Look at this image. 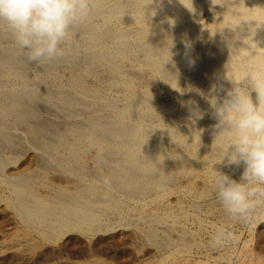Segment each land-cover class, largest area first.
<instances>
[{
	"label": "bare ground",
	"instance_id": "bare-ground-1",
	"mask_svg": "<svg viewBox=\"0 0 264 264\" xmlns=\"http://www.w3.org/2000/svg\"><path fill=\"white\" fill-rule=\"evenodd\" d=\"M62 47L55 60L29 62L0 26V209L14 224L0 264H39L37 251L80 250L117 229L122 252L149 245L156 264H209L208 253L196 257L200 233L172 231L190 220L203 227L198 204L183 198L199 177L205 185L193 191L209 216L231 223L213 171L239 181L244 166L218 163L229 141H214L209 100L264 74V0H93ZM61 255L40 264H101Z\"/></svg>",
	"mask_w": 264,
	"mask_h": 264
},
{
	"label": "clouds",
	"instance_id": "clouds-1",
	"mask_svg": "<svg viewBox=\"0 0 264 264\" xmlns=\"http://www.w3.org/2000/svg\"><path fill=\"white\" fill-rule=\"evenodd\" d=\"M92 12L93 0H0V26L12 33L29 62L42 63L64 54L62 45L71 30L87 22ZM246 79L247 87L234 84L222 102L209 100L218 121L214 141L221 137L229 141L218 163L226 158L228 165L244 166L239 181L213 171V194L233 222L248 221L264 205V74L253 70ZM194 115L202 118L199 112ZM234 240L228 227L221 225L209 246L222 248Z\"/></svg>",
	"mask_w": 264,
	"mask_h": 264
},
{
	"label": "rangeland",
	"instance_id": "rangeland-1",
	"mask_svg": "<svg viewBox=\"0 0 264 264\" xmlns=\"http://www.w3.org/2000/svg\"><path fill=\"white\" fill-rule=\"evenodd\" d=\"M64 70L65 67H63ZM62 70V68L60 69V73H62V75L64 77H68L70 74H71V71H64ZM67 72V74H66ZM90 79H92L91 77H88L85 76V81L86 83H88L89 85L93 84L90 82ZM93 80V79H92ZM89 81V82H88ZM94 82V80L92 81ZM165 98V97H164ZM165 102H169L171 101V99H168V98H165L163 99ZM173 101V100H172ZM163 119H166L163 118ZM203 177H199L197 178L195 181H194V191L196 190H201L203 187H204V183L206 182L205 179H202ZM205 178V177H204ZM185 178H180V183L183 184L185 183ZM203 180H205L203 182ZM183 182V183H182ZM195 182H196V185H195ZM203 182V183H202ZM196 186V187H195ZM198 187L200 189H198ZM196 189V190H195ZM190 191L191 193L184 196V202H186V207L189 208V206H192L190 204H193L195 202L196 204V207H197V204H198V209L201 211V212H198L197 210L193 211L194 215H198L200 214V217H202V221H203V227L201 228L200 226H198V228H200V230H197V225H194L192 222L193 221H189V222H185V223H181L179 224L178 226H176L175 228L176 229H173L175 232L177 231L178 229V232L179 234L181 233V231L184 229H189L190 233L193 232V234H197L200 235L199 237L201 239H199V237H197L199 240H203L201 241L202 244H203V247L205 249H203V251L201 250L200 252L205 254V253H208V255H211V257H215L216 259L213 260V257L211 258V260H209V264H240L247 256L248 257H255V258H263L264 257V205H260L258 206L255 211L252 213L251 215V218L247 221H241V222H233L231 221V223L229 222H224V221H220V218L215 215L213 216L212 214L209 216V213L206 211L207 209V206H206V200L204 197L200 196L199 194H196L194 193V191ZM193 192V193H192ZM186 197V199H185ZM192 197V198H191ZM177 198V197H176ZM175 198V199H176ZM204 198V199H203ZM175 199H172L173 201H175ZM214 199H216L214 197ZM194 201V202H193ZM193 202V203H192ZM209 202V201H208ZM218 202V201H217ZM190 203V204H188ZM200 204V205H199ZM140 205V204H139ZM203 208H202V207ZM221 207V206H220ZM0 208L4 209V206L0 204ZM262 208V209H261ZM0 209V243L2 242V239H1V236H9L11 233V231L13 232V228H14V224L12 222H8V220H12L11 219V215L9 213H7L5 210H1ZM206 209V210H205ZM204 210V211H203ZM203 211V212H202ZM207 214H206V213ZM255 212H258L255 213ZM4 213V214H3ZM261 213V214H260ZM254 214V215H253ZM9 215V216H8ZM202 215V216H201ZM7 216H8V219H7ZM259 217V218H258ZM5 219V220H4ZM7 220V221H6ZM2 223V224H1ZM224 223V224H223ZM248 223V224H247ZM4 224V225H3ZM185 224V225H183ZM196 224V223H195ZM212 224V225H211ZM221 225H226L228 227V230L231 231L234 236H235V240L230 242L227 246L225 247H222V248H212V247H209V241H210V238H211V235L214 234L215 230L217 227L221 226ZM8 226V228H7ZM12 226V227H11ZM183 228H182V227ZM187 226V227H185ZM11 227V229H10ZM179 227H181L179 230ZM4 228V229H3ZM197 228V229H196ZM212 228V229H211ZM10 229V230H9ZM195 229V231H193ZM3 230V231H2ZM118 230V231H117ZM116 232H113L109 235H105L103 236L102 240H94L92 241L89 245H83L82 248L83 251L81 248L80 250L78 248H71L69 250L68 249H65L62 247V245H58L53 249L49 250V254L47 255V252H40V251H37L33 258L34 260L36 261V263H44L46 261H51V262H56V259L54 258H57L59 257V255L63 256V257H67V258H70V259H75V258H85L84 260H90L91 261H98L100 262L101 264H156V260L160 257L158 254H155L154 252V249L149 246V245H144V247L142 248L143 250H140L138 249L137 247L133 246V245H130L128 246L127 248V251L126 252H122V247L125 245L123 244L124 242L127 241V239H125L123 236L120 235V233H122L123 231L121 229H117ZM192 230V231H191ZM197 230V231H196ZM239 230V231H238ZM6 231V232H5ZM172 231V234L173 236L177 237L179 234H177L178 232H174ZM199 231V232H198ZM214 231V232H213ZM195 232V233H194ZM5 233V234H4ZM10 233V234H9ZM200 233V234H199ZM207 233V234H206ZM251 233V234H250ZM176 234V235H174ZM207 235V236H206ZM203 238V239H202ZM124 239V240H123ZM97 241V242H96ZM249 242V243H248ZM93 244V247L90 245ZM263 243V245H262ZM110 244V245H108ZM205 245V246H204ZM207 245V246H206ZM84 246H89V247H84ZM133 246V247H132ZM262 246V247H261ZM62 248V249H61ZM89 248V249H88ZM134 248V249H133ZM209 248V249H207ZM229 248V249H228ZM240 248V249H239ZM261 248V249H259ZM60 249V250H59ZM87 249V250H86ZM96 249V250H95ZM239 249V250H238ZM91 252H90V251ZM93 250V251H92ZM137 250V252H136ZM153 250V251H152ZM207 252H206V251ZM214 250V251H213ZM216 250V251H215ZM261 250V251H260ZM70 253H67L69 252ZM87 251V252H86ZM135 251V252H134ZM146 251L147 253L151 254L153 252V254L151 255H148L146 254ZM210 251V252H209ZM239 251V252H238ZM257 251V252H255ZM51 252V253H50ZM61 252V254H60ZM82 252V253H81ZM85 252V253H84ZM130 254H129V253ZM199 252V251H198ZM55 253V254H53ZM59 253V254H58ZM99 253V254H98ZM103 253V254H102ZM135 253V254H134ZM226 253V254H225ZM50 254H52L50 256ZM58 254V255H57ZM67 254V256H66ZM203 254H198L196 255L197 258H199L200 256H202V258H206L207 254H205V256ZM38 255V257H37ZM42 255V256H41ZM44 255V256H43ZM105 255V256H104ZM110 255V256H109ZM128 255H129V258H128ZM148 255V256H147ZM54 256V257H53ZM75 258H73V257ZM93 258H91V257ZM123 256V257H122ZM135 256V257H134ZM158 256V257H157ZM37 257V258H36ZM98 257V258H97ZM108 257V258H107ZM119 257V258H118ZM122 257V258H120ZM142 257V258H141ZM151 257V258H150ZM42 258V259H41ZM113 258V259H112ZM128 260H126V259ZM140 258V259H138ZM144 258V259H143ZM147 258V259H146ZM154 258H156V260H154ZM230 258V259H229ZM53 259V260H51ZM137 259V261L135 260ZM142 259V260H141ZM152 260L153 263H150L148 262L147 260ZM218 259V260H217ZM40 260V261H39ZM44 260V261H42ZM144 260V261H143ZM221 260V261H220ZM39 261V262H38ZM141 261V262H140ZM207 262V263H208ZM21 264H22V260H21ZM58 264V263H56Z\"/></svg>",
	"mask_w": 264,
	"mask_h": 264
}]
</instances>
